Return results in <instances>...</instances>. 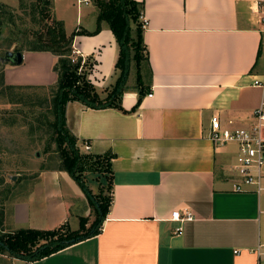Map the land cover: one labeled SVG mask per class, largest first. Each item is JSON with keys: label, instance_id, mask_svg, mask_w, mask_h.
<instances>
[{"label": "crops", "instance_id": "1", "mask_svg": "<svg viewBox=\"0 0 264 264\" xmlns=\"http://www.w3.org/2000/svg\"><path fill=\"white\" fill-rule=\"evenodd\" d=\"M18 1L0 4L16 7ZM135 1L144 5L143 42L151 71L139 107L130 112L136 86L125 87L121 96L127 113L76 101L65 108L67 127L81 150L87 144L88 154L114 156L112 203L100 233L33 262L0 258L9 264H264V254L256 251L264 243V192L232 191L237 145H216L207 137L213 115L222 125L230 120L231 128H247L264 100L263 90L251 85L264 73V5L256 6L257 0ZM51 8L67 35L96 28L90 4L51 0ZM72 51L83 59L94 57L88 78L96 90L115 83L118 47L105 23L95 35L75 36ZM56 62L50 53L22 51L20 65L1 63L3 85L52 87ZM16 177L11 185L17 192L0 204L2 232L68 224L75 199L85 197L64 171ZM184 209L193 213L192 221L170 219ZM178 227L182 232L175 235Z\"/></svg>", "mask_w": 264, "mask_h": 264}, {"label": "trees", "instance_id": "2", "mask_svg": "<svg viewBox=\"0 0 264 264\" xmlns=\"http://www.w3.org/2000/svg\"><path fill=\"white\" fill-rule=\"evenodd\" d=\"M93 2L97 13L95 30L93 32L73 31L67 35L63 22L55 19L49 11L51 0H35L32 9L43 17V21H46L45 25L40 31L32 33L33 39L25 40L13 51L46 52L57 57L54 66L57 80L54 84V93L49 106L53 117L50 127L54 133V142L59 153V165L56 164L55 167L50 168L64 171L70 176L89 203L94 205L96 218L89 228L85 227L86 219L80 218L78 230L71 232L67 230L66 233L31 228L18 229L13 233H2L0 234V253H6L10 258L26 262L37 261L100 233L102 223L112 203L113 173L111 160L114 156L111 153L103 155L80 153L78 139L70 132L66 124V105L70 101H76L91 109L113 108L127 113L122 108L120 100L132 63L136 68L139 90L137 102L130 112L137 110L142 97L146 94L143 84L144 69L147 70L145 73L148 86L151 83L148 53L143 42V29L139 21L144 8L143 2H136L135 0H93ZM37 6H39V10ZM7 7L0 4V9ZM102 23L106 24L117 44L118 58L115 69L119 70L112 90L104 98L100 97L88 78L95 64L94 57L88 56L82 61L83 59L79 56L74 62L71 61L74 37L77 35H95L100 31ZM1 37L0 29V39ZM4 87L8 91L23 89L5 85ZM87 170L102 174L105 177L107 181L106 196L100 193L96 199L93 197L82 176L83 172ZM49 235L53 237L48 238Z\"/></svg>", "mask_w": 264, "mask_h": 264}, {"label": "rangeland", "instance_id": "3", "mask_svg": "<svg viewBox=\"0 0 264 264\" xmlns=\"http://www.w3.org/2000/svg\"><path fill=\"white\" fill-rule=\"evenodd\" d=\"M34 4L35 0H20L16 7L0 9V29L2 32L0 65L3 62L2 57L6 49L9 48L7 51H13L25 40L33 39L32 33L40 31L45 25L46 21H43V17L32 9ZM88 4L95 10L93 0H89ZM49 11L53 15L51 7ZM1 70L0 66V204L17 192L15 187L11 185L12 176H18L16 177L18 180L27 179V177L32 178L41 171L53 169L50 167L59 165V153L54 142V133L50 127L53 117L49 104L54 93V86L43 89L8 91L5 90L1 82ZM143 72L145 75L143 84L146 85V69ZM136 79V68L132 63L125 87H138ZM113 86L114 84H109L102 91L97 90V92L101 98H104ZM79 151L82 154H87L84 148L82 150L79 148ZM82 176L95 199L100 193L104 196L107 195V181L102 174L87 170L83 172ZM83 196L85 195L83 194ZM84 200L75 199L77 202H74L72 208L73 216L68 223L72 228L64 223L51 230L64 233L67 230L69 232L77 231L79 228L78 220H80L75 216L77 212L78 215L80 214L82 218L86 219L85 227L89 228L96 218L95 207L89 203L86 197ZM2 233L8 232L0 231V234ZM50 237L53 236L49 235L48 238ZM0 255L9 257L6 253H0ZM0 264L9 263L0 258Z\"/></svg>", "mask_w": 264, "mask_h": 264}, {"label": "built area", "instance_id": "4", "mask_svg": "<svg viewBox=\"0 0 264 264\" xmlns=\"http://www.w3.org/2000/svg\"><path fill=\"white\" fill-rule=\"evenodd\" d=\"M78 4L87 5L89 0H77ZM264 5V0H257L256 6ZM141 28L144 29L147 22L140 16ZM77 54L72 51L71 61H75ZM82 58V57H81ZM83 59V58H82ZM84 61V59L82 60ZM252 86L257 87L264 92V73L262 76L253 79ZM232 121L227 122V126L222 125L217 115L210 118L207 137L216 145H224L233 142L237 145L235 162L232 166V191L254 192L260 194L264 192V138L261 130L264 128V100L252 112L251 124L247 128H231ZM85 150L88 145L84 146ZM171 220L184 223L194 219L193 213L184 209L171 213ZM182 228L175 229L174 234L179 235ZM258 254H264V243L256 248ZM238 253V250L233 252Z\"/></svg>", "mask_w": 264, "mask_h": 264}, {"label": "water", "instance_id": "5", "mask_svg": "<svg viewBox=\"0 0 264 264\" xmlns=\"http://www.w3.org/2000/svg\"><path fill=\"white\" fill-rule=\"evenodd\" d=\"M2 61L3 63L20 65L22 63V52L6 51L2 57ZM36 156H38V153H36Z\"/></svg>", "mask_w": 264, "mask_h": 264}]
</instances>
